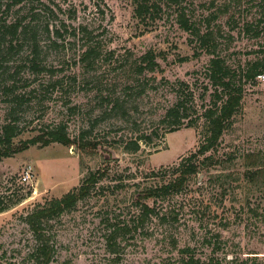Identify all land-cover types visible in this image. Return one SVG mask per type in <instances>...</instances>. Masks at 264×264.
<instances>
[{
  "label": "rangeland",
  "instance_id": "obj_1",
  "mask_svg": "<svg viewBox=\"0 0 264 264\" xmlns=\"http://www.w3.org/2000/svg\"><path fill=\"white\" fill-rule=\"evenodd\" d=\"M153 1L158 11L141 20L132 0H26L9 10L0 2V24L22 17V24L35 30L41 66L39 72L29 68V30L0 40V128L15 123L20 132L12 141L18 144L62 125L73 141L69 146L36 143L0 157V202L5 206L0 211V264L20 262L19 252L32 245L23 215L36 202L79 186L97 168L107 175L95 191L50 222L58 246L51 264H182L184 248L205 264H264V81L258 77L245 83L241 112L215 150L234 159L225 169L216 165L191 177L159 208L164 217L159 214L137 230H117V245L109 247L108 233L135 211V185L130 183L169 180V167L196 151L203 139L199 126L184 123L210 103L209 56L178 26V10L184 9L201 29L218 30L217 52L239 71L264 49V0ZM80 26L88 33L78 31ZM87 46L95 52L82 60ZM148 50L158 66L139 72V57ZM190 92L183 125L167 131L173 125L167 110ZM84 131L86 142L97 143L95 149L78 147ZM151 131L149 143L139 142L137 152L123 150V142ZM247 153L260 158L256 183L243 176ZM25 168L32 172L29 182L20 180ZM222 169L225 194L216 177ZM151 171L159 174L146 177ZM118 182L128 185L117 192L97 190Z\"/></svg>",
  "mask_w": 264,
  "mask_h": 264
},
{
  "label": "trees",
  "instance_id": "obj_2",
  "mask_svg": "<svg viewBox=\"0 0 264 264\" xmlns=\"http://www.w3.org/2000/svg\"><path fill=\"white\" fill-rule=\"evenodd\" d=\"M26 0H0V2H6V9L9 10L12 6L21 4ZM134 3V15L138 19H144L146 15H151L153 12L158 11L157 2L153 0H132ZM178 2V0H177ZM177 2H175L177 4ZM2 3H0L1 5ZM264 12V11H263ZM260 16H264V13ZM259 17V20L261 19ZM207 18V17H206ZM213 18L210 14V17ZM207 18V20H208ZM263 18V17H262ZM176 22L180 28L188 32L191 38L195 40L198 45L200 52L206 53L209 58L207 62V78L210 86L212 87L210 94V103L207 107L203 108L201 113L194 118L188 119L184 123L185 127H196L199 126L203 139L196 149L189 156L180 159L177 165L169 167L171 169L170 174L172 177L162 183L156 184H145L140 185L139 182H134L135 188L133 191L131 205L134 207V212L129 216L128 221H123L122 225L115 224V227L108 233L110 240L109 247L112 249L117 245L114 241L115 233L119 229L129 228L137 230L138 227H142L144 223L151 220L153 217H164L166 212L160 213L161 208L165 202L170 198L174 197L181 192V189L188 184L191 177H194L197 173L208 171L210 167L222 166L226 168V163L234 158L220 157L215 154V150L218 148V142L221 136L229 130L237 116L241 112L242 99L244 85L247 82L255 83V79L259 74H264V49L259 52L262 54L255 57L254 60L248 62L241 71L239 67H234L231 63L227 62L226 57L217 52L216 46V34L218 30L206 27L201 29L196 26L195 21L185 17L184 9H179L176 17ZM245 30H251V24L244 25ZM47 28V27H46ZM29 30L31 34V58L29 59V68L32 72H39L41 66L37 60V43L35 40V30L30 25L22 24L21 19H15L12 22L2 21L0 24V40L9 36L10 40L18 34L27 33ZM48 30V28H47ZM257 35L256 29H252ZM78 31L83 35L87 34L86 27L80 26ZM48 32V31H47ZM57 36H60L57 30L54 31ZM52 42H54L52 40ZM94 48L87 46L81 56L82 60H87L93 53ZM197 53V52H196ZM141 63L139 65V72L143 70L153 71L158 66L156 61V55L148 50L144 52L140 57ZM242 72V73H241ZM184 85V82H180ZM206 90L207 87H206ZM186 100L180 99L170 107L166 116L171 117L173 125L167 129V131L177 130L183 125L184 118L187 117L186 102L192 100V93H188ZM20 130L17 129L15 123L7 122L0 128V157L11 156L17 152L25 150L29 145L39 143L41 146H47L50 143L57 142L62 145L69 146L73 141L66 133L64 126L56 125L42 133H39L29 139L23 140L18 144L13 143V138L19 134ZM155 131H151L147 135H141L135 139H129L122 145V148L126 152L134 153L140 149V143L148 144L151 138V134ZM86 131L80 133L77 137L78 147L80 149H95L97 143H90L85 140ZM247 159L246 168L243 171V176L247 181L256 183V178L261 167L259 164V155L254 153H247L245 155ZM218 173L216 177L221 181L220 187L223 193H226L224 188V182L227 180V174ZM159 171H151L146 177L157 176ZM107 173L97 168L89 170L82 180V183L74 187L59 197H51L44 199L42 202H36L33 207L23 215V220L28 225L33 243L24 252L20 251L21 256L20 262L9 263V264H51L55 260L57 254V240L56 234L51 231L50 222L58 219L63 213L73 209L77 202L83 200L91 194L95 186L105 178ZM128 183L118 182L112 185H100L97 187L99 192H104L105 188H112V191L117 192L122 190ZM95 191V190H94ZM224 200V197H221ZM151 201L149 203L148 201ZM5 206L1 205L0 211L4 210ZM50 226V227H49ZM212 250L218 248L217 243H214ZM183 252L187 253V256L182 258V264H205L200 261L198 257H194L190 253L189 248H184Z\"/></svg>",
  "mask_w": 264,
  "mask_h": 264
},
{
  "label": "built area",
  "instance_id": "obj_3",
  "mask_svg": "<svg viewBox=\"0 0 264 264\" xmlns=\"http://www.w3.org/2000/svg\"><path fill=\"white\" fill-rule=\"evenodd\" d=\"M257 77L259 78V80L264 81V74H259ZM31 176H32V172L30 168H25L21 172L20 180L21 182H29V180L31 179Z\"/></svg>",
  "mask_w": 264,
  "mask_h": 264
}]
</instances>
